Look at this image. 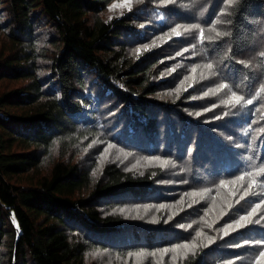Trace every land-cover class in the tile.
<instances>
[{"label": "trees", "instance_id": "16d2710c", "mask_svg": "<svg viewBox=\"0 0 264 264\" xmlns=\"http://www.w3.org/2000/svg\"><path fill=\"white\" fill-rule=\"evenodd\" d=\"M116 1L0 0V264H264V0Z\"/></svg>", "mask_w": 264, "mask_h": 264}, {"label": "rangeland", "instance_id": "374dc122", "mask_svg": "<svg viewBox=\"0 0 264 264\" xmlns=\"http://www.w3.org/2000/svg\"><path fill=\"white\" fill-rule=\"evenodd\" d=\"M156 1H160V0H156ZM170 1L171 0H166L163 3L164 4H168V3H170ZM149 2L151 3V1H149ZM131 6H132V0H118V1L113 2V3H111L109 5L108 10H107L108 11L107 15H108V17H113L114 15H116V16L120 15V14L124 13L126 10H129V8H131ZM173 6L174 5H172V8H173ZM43 39H46V37H43ZM150 43H151V41H150ZM149 44H147V45H149ZM142 48H144V47H142ZM138 49H140V48H138ZM208 92L212 96H214L216 94L219 95L218 96L219 98H222V97H224L226 95V93L225 94L223 93L222 88L219 85H214L212 88H210L208 90ZM208 92H207V95H208ZM113 105L111 104L110 107H112ZM108 155L112 156V152L109 151ZM121 156H120V153H118L117 157L121 161H122V158H123V159H125L124 162H128V158L129 157H128L127 154L126 155L124 154V155H121ZM134 166L135 165H128L129 168H133ZM113 206L114 207H111V206L109 207V211L120 212L127 218L130 217L131 215H132V217H137L138 213L140 211H141L142 214L143 213H148L147 210L143 209L145 207L134 205V204H117L116 203ZM165 206L170 211H172L176 207L174 203L168 204V205H165ZM155 212H156V210L152 208V210L150 211L149 215L146 216V217H151L152 218ZM183 219H185V214L184 213L183 214L179 213V216H177V218L174 220L173 223L176 224V223H178L180 221H183ZM190 222H191V220H184V222H183V224L181 226H183V225L187 226V225H189ZM194 236H197V235H194ZM191 242L189 243L190 246H191ZM245 242H241V241L235 242L233 244L234 248H228L227 247V249H239L237 251V253L228 254L227 255L228 261H230V263H232V264H249L252 261V259L257 255V251H256V253L253 252L249 256H248V254L247 255L245 254L251 249L250 248V243H245ZM183 248H186V246H183ZM99 253H100L99 251H96L92 255H90L91 261L99 262V261L103 260V264H116L114 262H117V260H116L117 258H114L112 256L105 257V256H103V255H101ZM146 254H147L146 252H139V253H136L134 255L132 254V263L133 264H146L147 261H148V258L147 259L145 258ZM88 260L90 261L89 257H88ZM210 261H212V260L210 259Z\"/></svg>", "mask_w": 264, "mask_h": 264}, {"label": "snow or ice", "instance_id": "6c2138e0", "mask_svg": "<svg viewBox=\"0 0 264 264\" xmlns=\"http://www.w3.org/2000/svg\"><path fill=\"white\" fill-rule=\"evenodd\" d=\"M202 35H203V34H201V38H202ZM209 66L211 67V65H209ZM233 99L238 103L242 98H241L240 96H236V95L234 94ZM247 103H248V104H251L252 101H251V100H248ZM222 183H223V182H222ZM257 207H259V205H257ZM253 211H255V209H254ZM245 220H250V216H249V217H241V221H245ZM237 226H238V227H242L243 224H242L240 221H238V222H237ZM228 227H231V225H228ZM245 243H249V242L246 241ZM253 243L260 244V245H264V239H262V240H258V241H255V242H253ZM260 255H261V256H264V252H261Z\"/></svg>", "mask_w": 264, "mask_h": 264}]
</instances>
